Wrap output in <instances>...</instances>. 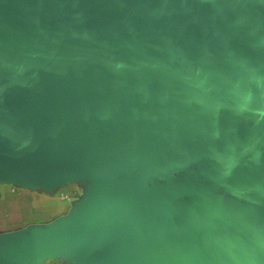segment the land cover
<instances>
[{"label":"water","instance_id":"1","mask_svg":"<svg viewBox=\"0 0 264 264\" xmlns=\"http://www.w3.org/2000/svg\"><path fill=\"white\" fill-rule=\"evenodd\" d=\"M0 85L36 100L11 123L16 146L120 186L85 208L102 234L105 213L114 223L110 259L162 264L150 240L194 203L147 178L264 117V0H0ZM226 95L244 102L205 121L199 107ZM252 139L264 153V121Z\"/></svg>","mask_w":264,"mask_h":264},{"label":"crops","instance_id":"2","mask_svg":"<svg viewBox=\"0 0 264 264\" xmlns=\"http://www.w3.org/2000/svg\"><path fill=\"white\" fill-rule=\"evenodd\" d=\"M36 105L18 85H0V264H117L114 223L106 229L85 215L89 198L120 186L106 176L48 168L14 144L11 123ZM262 112L236 121L226 146L181 159L147 185L192 199L183 222L172 210L150 242L165 254L162 264H264V153L252 135ZM232 119V117H230Z\"/></svg>","mask_w":264,"mask_h":264},{"label":"rangeland","instance_id":"3","mask_svg":"<svg viewBox=\"0 0 264 264\" xmlns=\"http://www.w3.org/2000/svg\"><path fill=\"white\" fill-rule=\"evenodd\" d=\"M243 100L232 95H226L206 102L203 106L199 107L198 111H200L201 115L203 114L202 116L205 118V121L213 120L220 112L228 110L233 103H243Z\"/></svg>","mask_w":264,"mask_h":264}]
</instances>
